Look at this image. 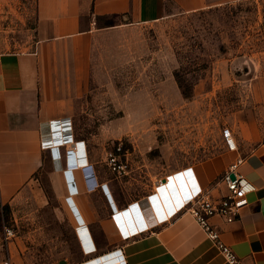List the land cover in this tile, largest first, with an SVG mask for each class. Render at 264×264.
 <instances>
[{
	"label": "crops",
	"instance_id": "crops-1",
	"mask_svg": "<svg viewBox=\"0 0 264 264\" xmlns=\"http://www.w3.org/2000/svg\"><path fill=\"white\" fill-rule=\"evenodd\" d=\"M223 1L228 0H15L21 20H28L34 7V41L28 50L0 49V213L4 206L10 209L43 191L41 182L46 180L79 250L77 257L60 258L57 253L41 264H79L115 249H121L126 264H228L190 212L169 210L176 206L175 197L185 198L193 190L192 176L202 188L216 183L215 196L224 194L220 178L240 154L245 158L241 172L253 186L248 205L232 222L219 215L211 222L245 264H264V77L249 115L230 124L238 136V151L222 145L207 159L173 166L165 157H148L150 142L137 137L128 171L118 175L75 131L77 92L90 75L97 30L150 23ZM177 182L182 186L177 188ZM172 185L175 195L166 202L163 192ZM129 204L139 208L149 229L125 239L113 214ZM158 208L169 214L164 221ZM115 261L105 257L91 264Z\"/></svg>",
	"mask_w": 264,
	"mask_h": 264
},
{
	"label": "rangeland",
	"instance_id": "rangeland-1",
	"mask_svg": "<svg viewBox=\"0 0 264 264\" xmlns=\"http://www.w3.org/2000/svg\"><path fill=\"white\" fill-rule=\"evenodd\" d=\"M30 10L24 21L15 0H0V49L28 50L35 24ZM89 73L77 92L74 119L78 140L96 158L120 139L133 149L138 137L150 142L148 157H165L173 166L207 159L224 145L222 128L249 115L264 77V0H228L99 29ZM41 183L43 191L2 208L0 264L8 257L41 264L57 253L78 256L60 201L48 181ZM5 226L16 230L11 240Z\"/></svg>",
	"mask_w": 264,
	"mask_h": 264
},
{
	"label": "built area",
	"instance_id": "built-area-1",
	"mask_svg": "<svg viewBox=\"0 0 264 264\" xmlns=\"http://www.w3.org/2000/svg\"><path fill=\"white\" fill-rule=\"evenodd\" d=\"M222 139L224 146L228 151H238L239 141L237 134L230 126L222 128ZM77 144H73L76 149ZM131 150L125 147L124 142L120 139L113 142L106 150V164L109 169L118 175H124L129 168V155ZM245 158L243 155H238L226 168L220 182L225 186V193L220 196H215L213 193L216 183L211 186L202 188L192 176L193 190L185 195V198H177L174 210H169L171 214L176 209L178 211H188L192 214L199 225L206 231L207 236L213 240L217 248L228 264H245L244 261L237 255L233 248L227 245L221 238V232L212 224L213 217L219 215L227 222H232L241 216L242 210L248 205L247 194L253 189V186L248 182L245 175L241 172ZM180 175V174H179ZM171 177H168L170 179ZM162 188L165 185L161 184ZM160 190V188H158ZM155 201L157 198L155 197ZM172 211V212H171ZM133 212V213H132ZM137 206L129 204L126 208L113 214L117 221L122 235L125 239L133 235L140 234L148 230L147 223L142 217L137 215ZM133 216H132V214ZM168 213L162 214L161 208H158V217L160 221H164L168 217ZM128 221L125 222L124 217ZM129 224V226L127 225ZM5 237L11 240L16 235V230L11 226L4 227ZM105 257L117 259L115 264H126L121 249L111 250L101 255L89 258L82 264L100 260ZM3 264H15L10 257L5 258Z\"/></svg>",
	"mask_w": 264,
	"mask_h": 264
},
{
	"label": "water",
	"instance_id": "water-1",
	"mask_svg": "<svg viewBox=\"0 0 264 264\" xmlns=\"http://www.w3.org/2000/svg\"><path fill=\"white\" fill-rule=\"evenodd\" d=\"M177 188L178 187H180V186H182L181 185V183H179V182H177L176 183V185H175ZM174 185H172V186H169V188L167 187L166 188V191L164 190V192H163V199L167 202V201H169V197H170V199L172 198V197H174V195H175V189H176V187H175Z\"/></svg>",
	"mask_w": 264,
	"mask_h": 264
},
{
	"label": "bare ground",
	"instance_id": "bare-ground-1",
	"mask_svg": "<svg viewBox=\"0 0 264 264\" xmlns=\"http://www.w3.org/2000/svg\"><path fill=\"white\" fill-rule=\"evenodd\" d=\"M116 261H117V259H115ZM97 261H99V260H96V261H93V262H90V263H86V264H91V263H94V262H97ZM116 261L113 263V264H115L116 263ZM82 263H84V262H82ZM81 263V264H82ZM80 264V263H79Z\"/></svg>",
	"mask_w": 264,
	"mask_h": 264
},
{
	"label": "clouds",
	"instance_id": "clouds-1",
	"mask_svg": "<svg viewBox=\"0 0 264 264\" xmlns=\"http://www.w3.org/2000/svg\"><path fill=\"white\" fill-rule=\"evenodd\" d=\"M137 215H139L140 217H142L141 211H139V208H137Z\"/></svg>",
	"mask_w": 264,
	"mask_h": 264
},
{
	"label": "trees",
	"instance_id": "trees-1",
	"mask_svg": "<svg viewBox=\"0 0 264 264\" xmlns=\"http://www.w3.org/2000/svg\"><path fill=\"white\" fill-rule=\"evenodd\" d=\"M3 208H4V210H8L9 209V207H7V206H4Z\"/></svg>",
	"mask_w": 264,
	"mask_h": 264
}]
</instances>
